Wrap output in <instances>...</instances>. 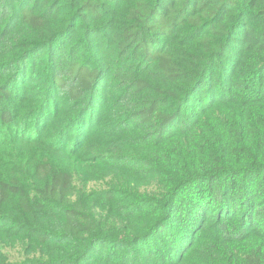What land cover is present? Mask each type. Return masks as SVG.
<instances>
[{
  "label": "trees",
  "instance_id": "16d2710c",
  "mask_svg": "<svg viewBox=\"0 0 264 264\" xmlns=\"http://www.w3.org/2000/svg\"><path fill=\"white\" fill-rule=\"evenodd\" d=\"M0 264H264V0H0Z\"/></svg>",
  "mask_w": 264,
  "mask_h": 264
},
{
  "label": "rangeland",
  "instance_id": "374dc122",
  "mask_svg": "<svg viewBox=\"0 0 264 264\" xmlns=\"http://www.w3.org/2000/svg\"><path fill=\"white\" fill-rule=\"evenodd\" d=\"M73 165H75V164L73 163Z\"/></svg>",
  "mask_w": 264,
  "mask_h": 264
}]
</instances>
